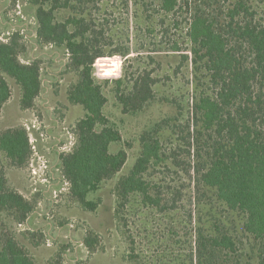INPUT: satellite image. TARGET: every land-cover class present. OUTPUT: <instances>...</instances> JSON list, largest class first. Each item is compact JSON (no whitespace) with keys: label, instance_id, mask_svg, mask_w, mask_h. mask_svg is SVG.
<instances>
[{"label":"trees","instance_id":"16d2710c","mask_svg":"<svg viewBox=\"0 0 264 264\" xmlns=\"http://www.w3.org/2000/svg\"><path fill=\"white\" fill-rule=\"evenodd\" d=\"M23 1L32 8L37 24L35 46L21 31L0 38V122L12 97L11 82L20 90L23 110L33 109L41 96L43 60L33 59L36 46L62 50L67 57L65 69L77 77L68 88L67 100L81 106L85 115L75 125L73 148L61 155L60 174L71 200L96 211L100 201L90 200L89 195L117 178L128 161L125 150L113 151L122 142V133L117 121L106 115L104 88L110 81L94 76L96 62L107 56L109 46L92 13H87L86 6L98 0ZM158 4L169 16L188 7L189 0H159ZM190 5L187 37L192 63L213 86L212 93L196 101L193 122L188 124L193 132L191 169L198 190L211 194L229 218L216 216L212 209V216L199 229L192 262L186 259L180 264H264V0H198ZM171 49L180 52L177 45ZM183 58L190 59L187 54ZM155 84L146 74L123 92L122 81H116L114 92L122 114L142 113L155 98ZM155 132L140 135L141 153L115 185L117 217L134 195L147 206L162 207L145 180L150 168L164 162L162 142ZM0 152L12 167L26 168L33 154L30 132L24 126L1 130ZM38 204L37 195L24 197L0 172V264H37L16 230L29 223ZM230 217L235 218L233 225L239 220V227L229 224ZM21 234L33 247L44 240L42 233L30 229ZM98 244L99 236L89 232L84 245L94 252ZM49 264H65L64 257L59 254Z\"/></svg>","mask_w":264,"mask_h":264},{"label":"rangeland","instance_id":"374dc122","mask_svg":"<svg viewBox=\"0 0 264 264\" xmlns=\"http://www.w3.org/2000/svg\"><path fill=\"white\" fill-rule=\"evenodd\" d=\"M195 1L198 0H189L187 9L183 7L169 16H164L159 0H98L86 6L96 29L103 32L109 43L105 48L107 56L99 61L113 56L122 61L118 78H104V69L96 65L94 76L102 82L110 81L104 88L108 98L106 115L117 121L122 133V142L113 151L123 149L128 154L117 178L89 195L90 200L100 201L96 211L86 210L71 200L69 186L57 167L59 152H65L64 147L73 148L75 125L85 115L81 106L71 105L67 100L68 88L77 77L65 69V53L60 49L57 53L51 47L36 50L37 46L32 51L33 59L43 60V90L33 109L21 108L20 90L11 82L12 97L3 110L0 131L16 126L29 129L35 154L26 168L19 169L12 167L0 152V172L24 197L37 195L39 199L35 215L16 230L37 264H49L59 254L65 264H180L186 259L191 263L199 229L212 216V209L216 216L226 219L227 214L212 195L198 190L191 169L194 157L189 137L193 132H189L188 124L193 122L198 98L213 90L205 72L192 63L187 32L190 4ZM36 27L27 2L0 0L1 37H8L14 30L21 31L35 46ZM175 45L180 52L172 51ZM186 54L189 61L183 58ZM146 74L156 81L155 98L142 113L123 115L115 97L116 81H122L121 91L128 92L134 81ZM154 130V136L162 142L164 162L150 168L145 180L152 195L161 199L163 208L147 206L134 195L117 217L115 185L139 157L140 135ZM234 220L230 217L229 224L239 227V220L231 223ZM27 229L44 235L39 247L24 240L21 233ZM89 232L99 236L94 252L84 245ZM244 244L247 246L246 240Z\"/></svg>","mask_w":264,"mask_h":264},{"label":"clouds","instance_id":"9594fccd","mask_svg":"<svg viewBox=\"0 0 264 264\" xmlns=\"http://www.w3.org/2000/svg\"><path fill=\"white\" fill-rule=\"evenodd\" d=\"M96 66L104 69V78H118L122 71V61L119 56H113L111 59L104 60L103 62L98 60Z\"/></svg>","mask_w":264,"mask_h":264},{"label":"built area","instance_id":"2783aa9c","mask_svg":"<svg viewBox=\"0 0 264 264\" xmlns=\"http://www.w3.org/2000/svg\"><path fill=\"white\" fill-rule=\"evenodd\" d=\"M35 33H36V32H35ZM35 33H34V35H33V38L35 37ZM8 35H10V32L8 33ZM0 38H1L2 40H4L3 37L0 36ZM28 131H29V129H28ZM31 144H32L33 152H34V154H35V145H34V143H33L32 140H31ZM62 150L65 151V152H69V151H71V149H67V147H64ZM43 167H44V168H47V165H46L45 163H43ZM33 173H34V176H37V175L39 174V173L37 172V170L33 171Z\"/></svg>","mask_w":264,"mask_h":264},{"label":"flooded vegetation","instance_id":"af4514ba","mask_svg":"<svg viewBox=\"0 0 264 264\" xmlns=\"http://www.w3.org/2000/svg\"><path fill=\"white\" fill-rule=\"evenodd\" d=\"M58 127H59V126H58ZM64 153H66V152H59V154H58V159H57L58 163H57V167H58L59 172H60V165H61L60 158H61V155H63ZM60 173H61V172H60Z\"/></svg>","mask_w":264,"mask_h":264},{"label":"crops","instance_id":"0c3cea01","mask_svg":"<svg viewBox=\"0 0 264 264\" xmlns=\"http://www.w3.org/2000/svg\"><path fill=\"white\" fill-rule=\"evenodd\" d=\"M37 50V49H36ZM32 219V218H31ZM53 230V227L50 226V231ZM60 234V233H59ZM57 238V236H55V239ZM55 239H53L55 241ZM48 246H51V245H48Z\"/></svg>","mask_w":264,"mask_h":264}]
</instances>
